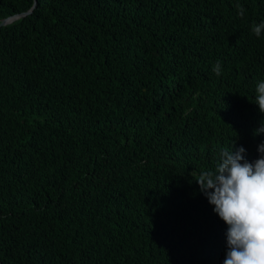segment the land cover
<instances>
[{
  "label": "trees",
  "instance_id": "1",
  "mask_svg": "<svg viewBox=\"0 0 264 264\" xmlns=\"http://www.w3.org/2000/svg\"><path fill=\"white\" fill-rule=\"evenodd\" d=\"M36 1L0 29V263L223 264L192 173L259 156L264 0Z\"/></svg>",
  "mask_w": 264,
  "mask_h": 264
},
{
  "label": "clouds",
  "instance_id": "2",
  "mask_svg": "<svg viewBox=\"0 0 264 264\" xmlns=\"http://www.w3.org/2000/svg\"><path fill=\"white\" fill-rule=\"evenodd\" d=\"M236 8L243 17L245 9L240 4ZM262 31L264 22L253 23L257 37ZM212 70L221 75L219 61ZM253 103L264 113V80L256 84ZM260 134H264V122L254 130V135ZM245 153L243 146L235 148L234 143L231 150H220L214 169L192 173L213 211L227 225L223 264H264V142L258 146L255 160L246 159Z\"/></svg>",
  "mask_w": 264,
  "mask_h": 264
},
{
  "label": "water",
  "instance_id": "3",
  "mask_svg": "<svg viewBox=\"0 0 264 264\" xmlns=\"http://www.w3.org/2000/svg\"><path fill=\"white\" fill-rule=\"evenodd\" d=\"M36 3H37V1L35 0V4H34V6H33V8H32L31 10L26 11V12H24V13H22V14L14 15V16H11V17H9V18H7V19L2 20V21L0 22V29H1L2 27H4V26H7V25H9V24H11V23H13V22H15V21H17V20H19V19H21V18H23V17H25V16L31 14V13L33 12V10L35 9V7H36ZM0 264H1V263H0Z\"/></svg>",
  "mask_w": 264,
  "mask_h": 264
}]
</instances>
